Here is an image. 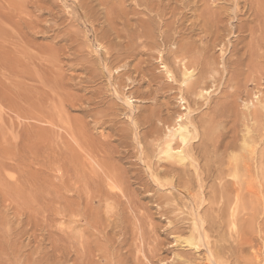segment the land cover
<instances>
[{"label": "rangeland", "instance_id": "obj_1", "mask_svg": "<svg viewBox=\"0 0 264 264\" xmlns=\"http://www.w3.org/2000/svg\"><path fill=\"white\" fill-rule=\"evenodd\" d=\"M119 1L122 3L125 0H111V2L109 0H104V2L101 0H0V264H37L36 260L38 264H54L55 261H57L55 263L58 264V257L56 254H60L56 251H59V247L64 248L65 245L67 248L70 247L67 245L69 244L66 242L67 240L63 239L64 233L61 231L70 232V225L73 228L70 216L65 218V221V219L62 218L64 216H62L63 214L60 210H62L61 208L66 206V204L70 205V199L71 201L75 200L76 198L73 197L76 195L79 196L84 189L79 184L81 182H78L80 181L79 178H75L76 175L70 168V155H75V152H78L80 142V144H85L86 146L92 144L97 145L98 141L100 143L106 139L112 146H118L117 148L120 150L116 162L119 161L117 163L122 165L125 168L122 167L124 170L130 172V188L136 191L134 198H137L138 201L136 200V202L138 204L145 207L142 208L146 217L150 216L148 217L149 220L146 219L147 222H145L143 226L144 228L150 227L149 229L151 230L147 231L148 240H151V243L148 240L144 243L145 241H141V239H132L133 233L131 230L134 226L138 228L140 223H135L133 221V226V222H130L133 228H131V225L127 224L130 226L129 228H131L128 229L127 227V230H130V232L128 231L129 237L127 241L129 246L124 245L123 247L126 249L121 247L120 257L119 253L117 257L108 255L109 264H118V261L119 263L121 262L120 264H139V262L140 264H264V206L255 203L257 202L256 200H258L257 197L261 196V187L259 182L257 183V181L260 180L259 177L253 180L257 183H255L258 186L257 188L254 187L256 186L253 185L254 182H252L253 184H248L249 187L252 188L253 199H251L252 197L250 194L248 198L251 202L255 203V206H260L262 210H260V207L258 209L254 206L256 209L254 211L256 212L259 210V212H256L258 214H253L255 213L254 211L253 213L251 210L250 213H244L242 211L237 212L238 209L236 211L239 213L237 216H242H239L240 220L239 217L236 220V215H234L236 216L234 219V216H230L228 213V217L223 219L224 221L220 231L217 230V232L213 234L206 231L207 235L209 234V238H205L204 241L202 238L200 242L199 236L201 237L203 231H201L202 234L200 235V231L194 226L192 227V224L194 225L193 219L196 217V206L194 207V203H198L195 199V196H197L199 192L198 188L193 185L190 190L192 195L187 198L181 193L183 188H178L175 179L173 182L171 176L161 173L163 169L167 168L164 167L165 164L168 166V164L174 165V163H176L172 160H162L164 156L161 155V151L165 149L164 146L169 129H172L174 124L176 125L178 121L180 123L178 117L187 114V112L191 110L190 107H192L191 112L198 109L197 112L194 111V113L191 114V116H194L195 113L204 110V112H206L208 105V101L206 100L204 102V99L201 98H196L198 104L194 103V97L186 98L185 96V101L187 99L190 100H187L188 102L184 101V103L180 100L181 94H179L180 92L178 91V86L180 87V84L177 82L172 83L171 78H168L169 74L166 72V69L168 67L169 70L171 67L172 69L170 68L171 70L169 71L172 72L171 74L175 79L178 78L177 81L179 82V80L182 81L184 63L179 59H173L174 57L172 55L170 56V54L164 55L167 51H164L163 54H159V50L157 49L150 51V53L154 52L151 54V57L149 54L144 55V57L138 56V59L141 58V60L146 62L143 64L144 73H147L146 79L149 80L150 78V80L153 81L151 87L148 83L143 82L139 91H150L152 94L150 100L134 98L133 95L129 94L131 91L129 87L124 89L121 88V91L116 93L114 91L118 86L109 85L110 74L116 77L122 69L113 70L114 73H109L104 66L105 64L100 65V58L98 57H100L99 52H101V50L97 47L98 44L95 43L96 41L91 33V28L84 23L85 20L82 18L84 10L82 9L83 11H81L80 6L86 3V5L88 4L87 8L90 7L91 10L94 11L93 13L97 11V14H93L95 19L98 18L94 26L102 31L108 29L107 27L105 28V26H108L106 9H108V12L113 11L114 8L119 6H116V4H119ZM130 1L131 0H126L127 3L125 4L128 6L121 4V12H123L122 9L124 10L125 7L129 8V6H131V8L125 9L127 15H124V11L123 18H118L120 21H118L117 18L114 19L117 23L125 21V17L136 18L131 14V9L135 7L136 2ZM166 1L168 0L164 2L167 3ZM217 1L218 0H211V4L209 3L210 7L215 10H213V12H219L217 11L219 5H222L221 8L224 7L228 10V15H230L229 19L231 21H226L227 25L224 23L226 29H222L223 31L221 30L220 35L223 34L222 36H225L224 33L227 34L228 36H225V41L232 42L230 46L233 47L238 42L235 40H238L241 36L236 27L240 23L236 18L233 19L236 10L234 11L235 6H233L234 4L232 3H235L236 0ZM238 1L243 2V0ZM99 2L106 7L108 6V8L102 6ZM201 4L202 2L199 4L200 7L202 6ZM214 5L216 7H214ZM83 6L84 8L86 7L85 4ZM229 6L232 9H230ZM219 10L221 9L219 8ZM188 13L187 11V18L184 19L186 21L183 20V22H186L184 23L186 25L182 27L183 32L186 31L185 29H187V26H191L192 21L197 20L196 16L194 17V15H191L192 13ZM199 13L200 12L197 14ZM120 16H122V14ZM189 16L195 19L192 20ZM140 17L146 18L143 16ZM248 17L247 15V18L245 16L242 19H249ZM230 22L231 24L229 26ZM200 23L201 22H198L200 30H196V33H198V31L200 33L202 32L201 26L203 23ZM227 26H229L230 32L226 31L228 30ZM233 26L236 28V32ZM120 27H122V25H120L119 28ZM211 31H214V29ZM200 33V36L197 34L195 35L197 37L193 36V38L199 40V37H205L206 33ZM230 33L234 34L231 35ZM122 34L126 35V30L122 32ZM187 34H189V31H186L184 36L190 37V35ZM211 34H208L209 37H207L211 38ZM212 41L214 42L215 39H212L211 43H213ZM204 42H206V40ZM88 44L92 45L89 46ZM80 45L82 47H80ZM214 46L211 45V48L214 47L215 49L213 48V51L210 50V56L213 58L215 54V58L213 59L215 61L218 58V60L215 61L216 65L217 67L221 65L219 68H222L221 63L224 58H229L231 55V47L229 46L226 48V50L229 48L227 53L222 45L218 47L216 44ZM171 47L176 48V46ZM237 47L238 49L239 47L242 48L243 44H239ZM222 49L224 50V58L221 57L220 50L222 51ZM88 51H90V54L93 52V55H89ZM155 51L158 53L156 54ZM84 52H86L85 55ZM78 53H83L84 56L80 54L81 57L79 56V58H77ZM163 55L168 59L166 60L168 63L165 61V66L168 65L166 67L162 64L161 57ZM92 58L94 61H97H95L96 64L93 63L94 61L91 60ZM233 58L232 61H235L236 57ZM178 61L183 65L181 64V66ZM261 61L264 62L262 59L259 60V62ZM88 62H91V66ZM92 64H95V66ZM88 65L91 69H104L107 78L103 80H101V78L100 81L97 80L94 83H89L87 79L91 75L87 71ZM244 69L246 73H244L245 71L243 72L245 75L242 76L239 84V86H241V91L245 89L244 85L246 84L248 92H251L250 96H253L254 92L255 94L257 92L259 93L253 96L255 98L246 96L245 94L237 98V105L235 107L236 112L234 111V113L237 114L239 111V118L244 117L243 113H249L251 111L250 109H254L251 104L252 98L255 101L254 104H257L256 100L258 97L261 98L264 96V79L261 77V84L258 85L257 83H260V81L256 83L252 80V82L251 78L247 75V69ZM226 75L227 74L224 73L223 76L226 77ZM254 75L260 76L256 73ZM225 77L221 78L226 79ZM194 78L195 77H193L192 80ZM138 80H140V78H138ZM129 83L130 82H128V84ZM256 85L258 86L256 87ZM256 88L258 90H256ZM101 90L103 92L105 91L104 93L106 96H104L102 105H97L100 99L97 100L96 94ZM210 91L211 89L209 93ZM131 92H136V89ZM136 95H138V93H136ZM204 96H209V94ZM262 100H264V97ZM185 103H190L188 105H191L190 107L188 106V110H184L187 108ZM205 103H207V105ZM240 104L242 105L240 106ZM261 105L262 106L259 104V107H256L257 110L263 108V101ZM245 106L249 109V112L246 110ZM236 108L238 110H236ZM107 109L108 111L110 109V113L112 110L113 111L111 114L109 113L110 116H108V118H104L106 123L103 124V122L95 121L93 116L100 111L106 112ZM261 113V119H263L264 112L263 116ZM147 114H155V117L157 116L160 119L157 120L158 118L154 117L151 127L145 126L143 128L142 126L140 128L137 126L136 128V123L134 121L139 117L142 119V117L147 116ZM141 119L139 118L138 120ZM184 119L185 117L183 121ZM261 119L259 121L260 124L264 122V120ZM250 123L252 124V126L250 124L252 128L253 125H256L252 120ZM239 125V127H241V129L238 127L239 133L243 135L246 134V129L242 121ZM256 126H254L255 129L257 128ZM177 127L178 126H176V128ZM244 129L245 132L243 131ZM145 131L149 133V136L146 137L147 141L144 139V141L140 142L138 139ZM136 134H140L139 137ZM254 135L257 136V133ZM74 136L75 138L77 137V140L74 139ZM78 139L80 142H78ZM176 140H174V142ZM174 142L173 146H176V142ZM258 143L259 141L254 145V147H258V151L255 147V155L263 148L262 145ZM72 149L76 151L74 152L73 150V153ZM120 160L121 162L123 161V163H121ZM176 165L180 166L178 164ZM60 166L62 167L60 168ZM69 169L71 171H69ZM72 174L75 175L74 179ZM253 174V178H249L250 181L257 176V174ZM69 175H72V177ZM212 184L213 183L210 181L208 186H212ZM76 187L79 188V191ZM132 190L131 192L134 193ZM80 191L81 193H79ZM254 192H256V195ZM262 192L264 195V187ZM75 193L76 195H74ZM200 194L199 192V195ZM66 197L69 200H67ZM200 197L204 198L203 195H200ZM63 199H66V203ZM103 209L104 212L107 211L105 208ZM114 211L116 213V210ZM243 218L247 219L248 224L251 221L249 224L250 226H244L246 222ZM111 220L114 219L112 218ZM225 220L227 224L224 223ZM234 220L237 225L233 224L235 222ZM238 220L240 222H238ZM242 221H244L245 224L244 222L241 223ZM148 222L151 223L146 226ZM231 224L234 226L232 225V227H230ZM192 229L194 231H192ZM130 233L132 235H130ZM111 234L112 238H118V236H113L112 232ZM190 234H193V236L197 235V248H190V246L183 243L184 239L191 236ZM130 236H132V238ZM131 239L134 242H131ZM136 242L140 243H138L139 247H137L138 244H136ZM130 243L132 246L136 245V247H132ZM129 247L132 248L131 251ZM137 249H139V251ZM133 250L136 252V255H134L135 253ZM256 255H259L260 258L256 259ZM127 256L129 259H127ZM44 258L47 262L43 261ZM111 258H113V260ZM118 258H121V260H118ZM137 258L140 259L138 260ZM216 261H218V263ZM99 262L106 264L105 260L102 259H100Z\"/></svg>", "mask_w": 264, "mask_h": 264}, {"label": "bare ground", "instance_id": "obj_2", "mask_svg": "<svg viewBox=\"0 0 264 264\" xmlns=\"http://www.w3.org/2000/svg\"><path fill=\"white\" fill-rule=\"evenodd\" d=\"M101 1L104 2V0ZM109 1L111 2V0ZM133 1L136 2V3L134 2L136 5L134 8L132 7L131 14L136 18H129L128 15L127 16L128 18L125 17V21H121L122 23H117V21L114 19L117 18L118 20V18L120 17L123 18L124 15H127V12L125 11L127 7H125L124 10L122 9L123 12H121V7H122L121 4L126 5L125 4L127 3L126 0L123 1L122 3L121 1H119V4H116V6L118 5L119 6L114 8L113 11L108 12V9H106L108 26H105V28L107 27L108 29L103 28L104 30L102 31L98 30L94 26V23L95 21L98 20V18L96 17L97 19H95L93 14L95 15L97 11L93 13L94 11L91 10L90 7L87 8L88 4L86 5V3H84L86 9L83 6L84 4L79 6L81 11L84 10L82 14V18L83 20H85L84 23L89 25V27L91 28L92 31L91 33L93 34V37L96 41L95 43L98 44L97 47L100 48L101 50V52H99L100 57H98L100 58L99 61L100 65L105 64L104 66L105 68H107L109 73H114L113 70L122 69V71L119 72V74L116 77L113 76L112 74H110L109 76L110 79L109 85L118 86L117 89L115 87L116 90L114 92L119 93L121 91V88L124 89L129 87L131 91L136 89V92H131L129 90L130 91L129 94L133 95L134 98L137 99L140 98L142 100H146V99L150 100V96L152 95L150 91H143V92L139 91V88H141L140 86L143 82L148 83V85L151 87L153 81H151L149 77H148L149 80L146 79L147 73L145 74L143 70V64L146 62H144V60H141V58L138 59V56L144 57V55L149 54L151 57V54H153L154 52L150 53V51L152 50L154 51L157 49L159 50V54H163L164 51L165 52L167 51V53L164 55L170 54V56L172 55L174 57V58L172 57L173 59H177V60L179 59L181 62L184 63L183 65L178 61L180 65L182 64L184 66L182 81L179 80L178 82L177 81L178 78L175 79L173 77V75L171 74L172 72L169 71L172 69L171 67H170L171 69L169 68V70L168 67L166 69V72L169 74L168 78H171L172 83L177 82L180 84V87L178 86L179 88L178 91L180 92L179 94H181L180 100H182L184 103L186 96V98L194 97L193 101L195 104H198L197 103L198 100L196 101V98L204 99V102L206 100L208 101V105L207 103H205L207 105L206 112H204L205 111L204 110L199 113H195L194 116L193 115L191 116V114H193L194 111L197 112L198 109L191 112L192 107H190L191 105L190 106L188 105L190 103L188 104L185 103L187 108H185L184 110H188L189 107L191 108V110L188 111L187 114L185 115H180L179 117L177 116L180 119V123L178 121L176 125L174 124L172 129L169 127L170 129L166 136L167 140L165 141V146H164L165 149L161 151V155L164 156L162 160H166V161L172 160L173 162L174 161L176 162L174 163V165L168 164L167 166L165 164L164 167L167 168L163 169L161 173L163 175L171 176L173 182L175 179V183L178 186V188L179 187L183 188V191L181 193H183L187 198H189L192 195L190 190L193 185L196 186V188H198L199 192L201 193L200 195L204 196V198L200 197L199 192L197 194V196L199 197L195 196V199L197 200L196 202L198 203H194V207L196 206L195 208L196 217L195 219H193L194 225L192 224V227L194 226L197 230L200 231L199 232L200 235L202 234L201 231H203L201 237L199 236V241L202 238L204 241L205 238H209L208 236L209 234L207 235L206 231L212 234L217 232V230L220 231V228L222 227L224 221L223 219L228 217V213L230 214V216L232 215L237 216L239 214L237 212L239 211H242L244 213H250L251 210V212L253 213V211L256 210L255 207L259 209L260 206H264L263 205L264 195L262 194L263 193L262 190L264 187V124H263L264 122L262 124L259 123L260 119L262 118L260 113L262 110L261 114L263 116L264 106L262 109L260 108L259 110H257L259 104L260 106H262L261 103L262 101L264 102V100H262V98L264 97L262 94L263 91L261 92L263 97L260 96L261 98L258 97V99L256 100L258 106L256 103H255L256 105L254 104L255 101L253 98L255 97L253 96H256L257 93L259 92L256 91L257 92L256 94L254 92L253 96L251 95L253 97L251 99L252 102L251 104L253 105L254 109L253 110L250 109L251 111L249 112V109H247L245 106L246 110L249 113H243L244 117H242L241 115L242 118H239V114H240L239 111L237 112V114L234 113L235 107L237 105L236 104L237 98H239L241 95L244 94L246 96H250L251 94V92L250 93L248 92L246 84L244 85L245 89L242 91H241V86H239L240 79L242 78L243 75H245L244 73H246V70L244 68L247 69L248 71L247 75L251 78V81L253 80L254 82L257 83V81H260L261 77L262 79H264V62L262 61L259 62V60L261 59L264 60V0H243V2L236 0L235 3L232 1L233 2L232 4H234L233 6H235L234 11L236 10L234 15L235 17L233 16L232 17L233 19L236 18L237 21L240 23L236 27L238 33H240L241 35L240 37L238 36L239 37L238 40H235L238 42L233 47L230 46L232 42L230 43L229 41L227 42L225 41V36H228L227 34L224 33L225 36H222L223 34L221 33L222 35H220L221 30L225 28L224 23L226 24V21L228 20L231 21L229 19L230 15H228V10L224 7L221 8L222 5L221 6L219 5V8L221 9L219 10L218 8L217 11L219 12H213L214 9L210 7L211 0H168L166 1L167 3L164 2L165 0H131L130 2ZM201 2H202L201 4L202 6L200 7L199 4ZM241 3L243 4V6ZM100 4L102 5V3ZM214 7L216 6L214 5ZM106 8H108V6ZM129 8H131V6H129ZM127 11L130 12L129 10ZM187 11L189 13H192L191 15H194V17L196 16L197 18V20H194L195 18L193 19V17L189 16V18H192V20H194L192 21L191 26L190 27L187 26L186 27L187 29H185L186 31H189V34L187 35H190V37L184 36L186 31L183 32V28H182L184 25H186L184 24L186 22H183V20L187 18ZM198 12L200 13L197 14ZM121 14L122 16H120ZM247 15L249 16L248 17L249 19L243 20L242 18H244L245 16L247 18ZM140 16L146 18H141ZM198 22L203 23V25L201 26L202 27L201 33L199 31L198 33H196V30L198 29L200 30ZM230 24L231 22L229 23V26ZM120 25H122V27L119 28ZM229 26H227L228 30L226 31H229ZM124 29L126 30V35L122 34V32H125ZM212 29H214V31H211ZM233 29H235L234 31L236 32V28H234V26ZM209 32H211L212 34ZM199 33L200 34L206 33V35L205 37H199V40L197 38L194 39L193 36L197 37L195 35L197 34L199 35ZM208 34L212 35L211 38H208L209 37ZM212 39H215L214 42L212 41L213 43H211ZM205 40L206 42H204ZM216 44L218 47L222 45L225 51H227V53L229 50V48L228 50H226L227 47L230 46L232 50L230 51L231 53L229 52L231 54L229 58L225 56L228 59L223 57L224 50L223 49L222 51L220 50L221 57L224 58V60L221 63L222 68H219L221 67V65L218 64L219 67H217L216 65L215 61L218 60L217 56H216L217 59L215 61L213 59L215 58V54L212 53L214 54L213 58L212 56H210V50H212L215 47L214 45ZM239 44L240 45L243 44V47L242 48L239 47L238 49L237 45L239 46ZM88 45L91 46L92 44L91 45L88 44ZM211 45H213L214 47L211 48ZM171 46H176V48L174 47L175 48L174 49ZM80 47L82 46L80 45ZM89 52L90 51H88L89 55H93L92 54L93 52H91V54ZM85 53L86 52H84V55ZM80 54L81 53L77 54V58H79V56L81 57V55L84 56L83 53L81 55ZM164 55L160 57L162 60V64L165 66V61L168 59L167 57L165 58ZM233 57H236L235 61H232ZM91 60H93V58ZM95 61L93 63H95ZM95 64L92 65L95 66ZM89 65L87 68L88 73L91 75V76L89 75L90 76L89 78L87 76L88 78L87 80L89 83H94L97 80L100 81L101 78H102L101 80L107 78L106 73H104V69L103 70H96L94 68L91 69L89 68ZM224 73L227 74L226 77L223 76ZM255 73L259 74L260 76L259 77L255 76L254 75ZM193 77L195 78L192 80ZM221 77H225L226 79ZM138 78H140V80H138ZM261 81L260 83L257 84L258 85L261 84ZM128 82L130 83L128 84ZM258 85H256V87ZM210 89L211 91L209 93ZM256 90L258 89L256 88ZM104 92L102 90L97 92L96 94L97 100L100 99L97 105H102V103L104 102V96H106ZM136 93H138V95H136ZM207 94H209V96H204ZM241 105L242 104H240V106ZM237 108L236 110H238ZM109 111L108 109L106 112L100 111L99 112L100 114L99 113L95 114L93 118L95 119V121H100L103 122V124H105L106 122L104 118L105 117L108 118V116H110L113 110L111 111V113ZM154 117L155 114H149V115L147 114V116H143L142 119L141 117H139L141 120H138L139 118L137 117L138 119L134 121L136 123L135 124L136 128L137 126L140 128L142 126L143 128L145 126L151 127L154 121L153 120ZM184 117L185 119L183 121ZM159 119L160 118H158L157 120ZM250 119L254 121L257 126L253 125L252 128ZM261 120H264V118ZM241 121L246 129V134L244 135L239 133L238 131V127L240 126L239 124H241ZM176 126L178 127L176 128ZM254 126H256L257 128L255 129ZM239 128L241 129V127ZM245 129L243 130L244 132ZM255 133H257V136L254 135ZM136 135L139 137L140 134L139 135L136 134ZM147 136H149V133L148 131L147 132L145 131L138 140L140 142L144 141V139H146ZM77 137L75 138L74 136V139L77 140ZM174 140L177 141V142L175 141L176 146H173ZM258 141H259L258 144L262 145L263 148H261V151L259 150L260 152H258L255 155V152L258 147L255 146L256 147L255 150L254 145ZM78 142H80V140ZM80 143L79 146L75 145L79 147V148L76 147L78 148V152H75L76 150L72 149V152L74 150L76 156L71 154L69 158L70 159L69 162L71 164L70 166L71 170L76 175L75 178L77 179L79 178L80 181L78 180L77 181L81 182L79 184L84 189L82 190V193L81 191L79 192L81 194L77 193L79 194V196L76 195L75 193L74 195H76L77 197L76 196L75 197L72 196V197L76 199L72 201L70 199L69 202L70 205L66 204L67 207L64 206L61 208L62 210H60L62 211L63 214L62 216H64L62 218L65 219L68 216H70L73 228L70 225V229H71L70 232H64L60 230L61 232L64 233L63 239L67 240L66 242L69 243L67 245H69L70 247L67 248L66 245L65 246L63 245L64 248L59 247V251L57 250L56 252H58V254L60 255L56 254V256L58 257L56 258L58 259V264H69V263L102 264L99 262L100 259L105 260L106 264H109L108 255L111 257H117L120 254L121 247H123L124 245H128L127 244L129 237L128 233L130 232V230H127V227L128 229L133 228L131 225L132 223L130 222L134 221L135 223L137 222L140 223L138 225V228H135L133 222L134 228L131 230L133 233V238L132 236L130 237L133 240H136V238L141 239V241H145L144 243H146V241L149 238L147 231L150 230L149 229L150 227L149 228L147 227L148 229L146 227L144 228L143 224L147 222V220H149L148 217L150 216H148L147 214L148 217H146L143 211V208L145 207L138 204L136 202L137 198L136 199L134 198V194L136 191H133L130 188V184H131L130 183L131 175L129 174L130 172L128 170L127 171L124 170L125 168L117 163L119 161L116 162V160L118 159L117 156L120 154V150H118L119 148H117L118 146L117 147L112 146L107 139L100 143L98 141L97 145L92 144L86 146L85 144H80ZM121 163H123V161ZM176 164L180 166H177ZM62 166H60V168ZM71 170L69 169V171ZM253 173L257 174V176H255L254 179H251L250 181L249 178H251L252 175H254ZM74 174H72L73 179L75 176ZM72 175L69 176L72 177ZM256 177L260 178V180L257 181V183L259 182V185L261 187V196H258L257 197L258 200H256L257 202H255L258 203V205H260L259 207H257L258 205L255 206V203L251 202L250 199L248 198L249 194L252 197V188L249 187V185L253 184L252 182H254L253 180H255ZM210 181L213 184L212 186L209 185L210 186L209 187L208 183ZM214 182H216L217 184ZM255 183L256 182H254L253 185L257 184ZM254 187L257 188L258 186L256 185ZM131 190L134 193H132ZM254 194L256 195V192H254ZM251 199H253V197ZM67 200L69 199L67 198ZM65 201L66 199L64 200V202ZM103 208H105L107 211L104 212ZM114 210H116V213ZM260 210H262L261 207ZM256 212H259V210ZM256 212L253 214H258ZM236 216H234V219L236 218ZM239 216H237L236 220L238 219ZM112 218L114 220H111ZM226 220L224 223H226ZM239 220L238 222H240ZM244 221L246 222V224ZM244 221L241 222V223L244 222L245 224V225L243 224L244 226L249 225L251 222L250 221L248 224L247 219H244ZM149 223L151 222L146 223V226ZM235 223L236 221L233 224L237 225ZM127 224L131 225V228H129L130 226ZM233 224H231L230 227H232ZM192 231L194 230L192 229ZM111 232L113 233V236L114 235L118 236V238L117 239L112 238ZM193 234H190L191 235L190 237L184 239L183 243L190 246V248L191 247L197 248L196 245L198 243L197 242L198 237H196L197 235L193 236ZM130 235L132 234L130 233ZM132 239L131 242H134L132 241ZM138 243L139 242H136V244ZM139 244L137 245V247H139ZM130 245L132 246L131 243ZM134 247H136V245ZM131 249L132 248H130V251ZM137 250L139 251V249ZM135 251H134L135 253L134 255H136L137 252ZM120 256L121 254L119 255V257ZM255 258L259 259L260 257L259 255H256ZM111 259L113 260V258ZM127 259H129V257ZM137 259L139 260L140 258ZM118 260H121V258L120 259L118 258ZM43 261L44 262L46 261L45 258ZM36 262L38 264L37 260ZM55 262L54 264H57ZM216 262L218 263V261ZM120 263L118 261V264Z\"/></svg>", "mask_w": 264, "mask_h": 264}]
</instances>
